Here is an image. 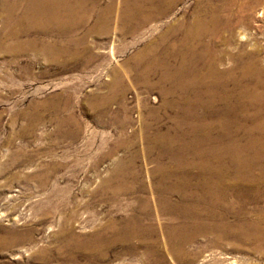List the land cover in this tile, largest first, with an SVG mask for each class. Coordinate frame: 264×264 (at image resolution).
<instances>
[{"label":"rangeland","instance_id":"rangeland-1","mask_svg":"<svg viewBox=\"0 0 264 264\" xmlns=\"http://www.w3.org/2000/svg\"><path fill=\"white\" fill-rule=\"evenodd\" d=\"M109 1L99 0L101 5ZM120 1L115 0V4ZM2 2L0 0V4ZM196 2L176 0L162 17L124 34L115 22L110 24V30L99 34L81 26L70 32L69 38H82L85 43L77 50L86 49L85 52L96 58L87 64L82 59L70 60L64 66L62 57L56 55L53 62L42 51L46 44L63 43L64 39L54 32L45 35L31 32L20 38L27 42L22 53L15 55L7 51L5 48L12 41L6 38L2 27L5 13L0 5V239L9 231L27 234L30 238L2 250L0 264H67L55 259L53 254V249L61 242L53 235L63 219L70 220L77 236L91 235L111 221L121 223L129 214L124 209L125 204L132 201L135 206L134 200L123 196L116 203H105L103 195L96 190L103 180L113 177L115 164L121 161L133 163L139 180L152 178L157 133L171 135L163 138H176L168 147L183 160L191 158L192 149L193 152L201 148L196 138L201 136L199 131L185 124L178 128L176 124V117L184 119L182 117L193 114L165 106L166 101L176 100L178 95L165 97L158 84L159 76H150L146 82L138 79L137 68L132 66L134 55L147 56L152 51L160 61L169 63L168 52L181 34L173 29L166 31L167 27L191 23ZM203 5L204 0H200L199 6ZM215 5L220 6V2ZM227 14L233 25L231 34L225 33V29L218 32L216 52L223 59L219 69H231L234 64L229 58L238 54L255 57L257 66L264 71V0H235L228 13L222 12V15ZM164 30L165 40L161 35ZM196 86L192 84L189 88L190 101L196 96ZM50 103L58 110L54 115L47 109ZM197 112L196 117L202 113L199 109ZM36 114L40 115L38 119L34 118ZM71 118L77 124L75 130ZM68 133L72 137L66 136ZM192 145L193 148L187 150ZM33 175L48 176L45 189L36 184ZM53 187L57 192L47 209L54 211L55 216L42 217L39 202ZM65 199V207L59 211ZM247 212L254 215L252 206H247ZM152 221L156 226L158 219L153 215ZM210 238V235L199 236L189 247L192 252L204 249L200 258H204L206 264H228L232 260L235 264H264V247L260 254L253 244L242 245L243 249L237 250L227 243L210 246ZM70 251L76 261L74 264H87L78 252ZM141 259L140 254L120 255L103 264H138Z\"/></svg>","mask_w":264,"mask_h":264},{"label":"bare ground","instance_id":"bare-ground-1","mask_svg":"<svg viewBox=\"0 0 264 264\" xmlns=\"http://www.w3.org/2000/svg\"><path fill=\"white\" fill-rule=\"evenodd\" d=\"M175 1L121 0L115 4V0H110L101 5L99 0H3L0 4L5 13L2 27L12 43L2 48L17 55L27 43L21 37L31 32L41 35L54 32L64 40L57 45L46 44L42 49L50 61L54 62L59 55L63 58L62 66L79 59L87 64L95 55L85 52L86 49L78 51L85 42L82 38L70 39V32L85 26L88 32L105 33L112 22L118 25L120 33L135 31L165 15ZM199 2L191 23L167 27L166 31L173 29L181 34L166 56L169 63L160 61L152 51L147 56L134 55L132 66L137 68L138 79L146 82L150 76H159L158 84L165 97L178 95L176 100L166 101L165 106L193 114L184 119L176 117V124L178 128L185 124L199 131L201 136L196 138L201 148L193 152L192 149L191 158L183 160L168 147L176 138H163L171 135L157 133L152 178L144 182L138 179L131 161L115 164L113 177L103 180L96 193L103 195L105 203H116L123 196L133 199L136 207L132 201L125 204L129 214L121 223L111 221L88 236H77L70 220L63 219L56 224L58 229L53 235L61 241L53 249L55 259L76 263L72 250L87 264H103L109 258L135 254L143 257L138 264H206L200 258L204 249L192 252L189 247L199 236L207 235L211 236L210 246L227 243L237 250L243 249L242 245L253 244L261 254L264 247V71L257 66L255 57L238 54L229 58L234 64L231 69H219L223 59L216 52L218 32L225 29V33L231 34L232 29L230 14L222 15V12L228 13L235 0H204L203 6ZM166 31L161 34L163 40ZM192 84L194 87L197 84L198 89L190 101ZM47 109L52 115L58 111L53 103ZM198 109L202 113L196 117ZM39 117L34 115L35 119ZM71 122L75 130L77 124L72 118ZM66 136L72 137V134ZM191 148L193 145L187 150ZM113 151L114 148L110 149L109 154ZM34 177L36 184L45 189L48 176ZM56 192L53 187L39 202L42 217L55 216L47 207ZM63 203L59 211L64 209L66 199ZM248 205L252 206L253 216L247 212ZM152 215L158 219L156 226ZM29 239L27 234L9 231L0 239V252ZM228 264H235V260Z\"/></svg>","mask_w":264,"mask_h":264}]
</instances>
